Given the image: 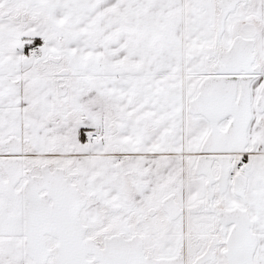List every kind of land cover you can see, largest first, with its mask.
<instances>
[{
    "label": "snow or ice",
    "instance_id": "snow-or-ice-1",
    "mask_svg": "<svg viewBox=\"0 0 264 264\" xmlns=\"http://www.w3.org/2000/svg\"><path fill=\"white\" fill-rule=\"evenodd\" d=\"M0 264H264V0H0Z\"/></svg>",
    "mask_w": 264,
    "mask_h": 264
}]
</instances>
